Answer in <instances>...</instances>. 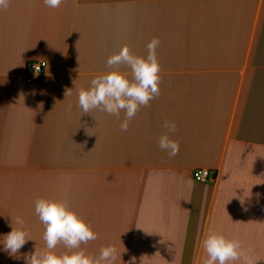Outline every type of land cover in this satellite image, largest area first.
Listing matches in <instances>:
<instances>
[{
	"label": "crops",
	"instance_id": "crops-1",
	"mask_svg": "<svg viewBox=\"0 0 264 264\" xmlns=\"http://www.w3.org/2000/svg\"><path fill=\"white\" fill-rule=\"evenodd\" d=\"M154 37L160 94L127 131L123 112L83 113L78 89L109 71L122 46L146 55ZM33 61L45 67L29 82ZM165 121L176 124L175 156L159 147ZM196 168L213 176L194 179ZM41 197L90 224L88 255L114 245L115 264H201L209 231L264 264V0H9L0 8V238L20 216L34 241L20 259L0 251V264L44 249Z\"/></svg>",
	"mask_w": 264,
	"mask_h": 264
},
{
	"label": "clouds",
	"instance_id": "clouds-1",
	"mask_svg": "<svg viewBox=\"0 0 264 264\" xmlns=\"http://www.w3.org/2000/svg\"><path fill=\"white\" fill-rule=\"evenodd\" d=\"M43 2L50 8H57L62 0ZM8 3L9 0H0V8H6ZM159 43V38H152L146 45V55L133 53L127 45L110 55L106 60V66L110 70L95 76L90 87L77 91L78 106L83 113L100 109L120 117L123 112L119 127L121 131H127L131 119L140 107L147 106L149 101L160 94V64L156 54ZM120 65H126L130 69L131 77L128 73L119 71ZM39 71V67L35 68L36 74ZM74 88L66 89L65 96H70ZM164 127L168 131L159 137V147L169 156H175L179 151V142L171 139L169 133L175 132L176 124L174 121H165ZM34 203L35 214L44 225L42 238L45 247L38 250L34 245V251L24 253V264H115L117 249L114 245L101 248L97 257L88 255L81 248L82 244L95 240L97 233L65 201L41 197ZM24 223L20 216H16L14 222L12 218L11 231L0 238V251L13 259H20L21 248L29 240H33L24 228ZM59 244H63L67 251L57 253L55 249ZM201 247L205 253L201 264H257L259 261L251 254L252 250L245 248L239 239L219 232L206 233L201 240ZM130 264H135V258Z\"/></svg>",
	"mask_w": 264,
	"mask_h": 264
},
{
	"label": "built area",
	"instance_id": "built-area-1",
	"mask_svg": "<svg viewBox=\"0 0 264 264\" xmlns=\"http://www.w3.org/2000/svg\"><path fill=\"white\" fill-rule=\"evenodd\" d=\"M39 67V74L35 73V68ZM45 67L44 61H33L29 64V72L27 73V80L29 82H35L41 78L43 75V70ZM213 171L208 168H196L193 170L192 177L197 180H206L210 178Z\"/></svg>",
	"mask_w": 264,
	"mask_h": 264
}]
</instances>
